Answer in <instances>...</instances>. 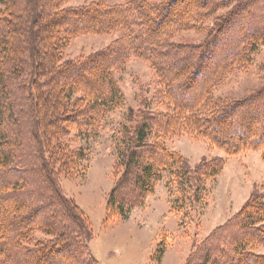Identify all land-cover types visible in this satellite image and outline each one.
I'll list each match as a JSON object with an SVG mask.
<instances>
[{
  "label": "trees",
  "instance_id": "1",
  "mask_svg": "<svg viewBox=\"0 0 264 264\" xmlns=\"http://www.w3.org/2000/svg\"><path fill=\"white\" fill-rule=\"evenodd\" d=\"M72 1L0 0V264H99L91 221L61 176L79 172L83 160L89 165L74 137L96 135L123 104L116 73L132 57L147 61L157 87L140 110L130 109L119 134L108 217L143 205L167 176L173 210L203 200L226 160L192 165L169 148L173 137L205 138L228 155L261 150L264 159V84L243 98H214L264 47V0ZM187 30L204 38L174 41ZM84 34L116 37L65 59ZM261 247L264 191L254 184L239 210L194 241L185 264H264Z\"/></svg>",
  "mask_w": 264,
  "mask_h": 264
},
{
  "label": "rangeland",
  "instance_id": "2",
  "mask_svg": "<svg viewBox=\"0 0 264 264\" xmlns=\"http://www.w3.org/2000/svg\"><path fill=\"white\" fill-rule=\"evenodd\" d=\"M90 0H73L82 4ZM111 4L120 0H106ZM221 12L220 14H222ZM247 23V22H246ZM248 25V24H247ZM115 35L84 34L75 37L65 51V59H78L106 48ZM204 34L187 30L174 37L179 43H197ZM125 101L105 117L94 136H75L74 145L85 147L89 165L80 162L79 172H63L61 184L87 214L93 228L92 253L99 264H185L194 241H201L217 226L225 223L249 197L254 184L264 191V159L261 150L228 155L205 138L183 134L169 139L170 149L185 155L192 165L204 158L222 156L225 168L198 207L186 210L172 208V196L161 180L143 205L130 209L125 217L107 216V197L117 176L119 134L125 127L130 109L140 110L142 100H152L156 76L142 58L132 57L125 69L116 73ZM264 84V47L243 69L232 72L214 93L220 100L238 99ZM153 110L159 109L153 103ZM76 134L75 131L72 133ZM123 168H119L122 171ZM175 196V195H174ZM260 251L264 253V247Z\"/></svg>",
  "mask_w": 264,
  "mask_h": 264
}]
</instances>
